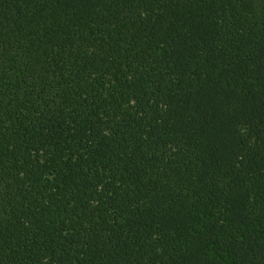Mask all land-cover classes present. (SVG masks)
Masks as SVG:
<instances>
[{"label":"trees","instance_id":"16d2710c","mask_svg":"<svg viewBox=\"0 0 264 264\" xmlns=\"http://www.w3.org/2000/svg\"><path fill=\"white\" fill-rule=\"evenodd\" d=\"M0 264H264V0H0Z\"/></svg>","mask_w":264,"mask_h":264}]
</instances>
